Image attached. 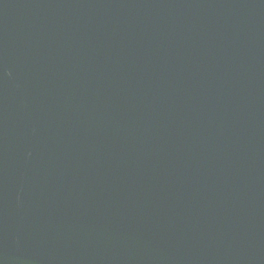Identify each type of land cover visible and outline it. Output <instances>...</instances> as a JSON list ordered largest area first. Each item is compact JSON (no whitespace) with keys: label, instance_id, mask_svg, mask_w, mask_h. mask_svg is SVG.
<instances>
[{"label":"water","instance_id":"1","mask_svg":"<svg viewBox=\"0 0 264 264\" xmlns=\"http://www.w3.org/2000/svg\"><path fill=\"white\" fill-rule=\"evenodd\" d=\"M0 264H264V0H0Z\"/></svg>","mask_w":264,"mask_h":264}]
</instances>
